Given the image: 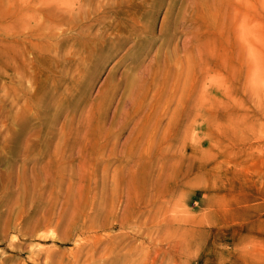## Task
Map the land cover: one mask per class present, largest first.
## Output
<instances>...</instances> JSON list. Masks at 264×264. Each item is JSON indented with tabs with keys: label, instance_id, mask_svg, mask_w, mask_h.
Here are the masks:
<instances>
[{
	"label": "rangeland",
	"instance_id": "rangeland-1",
	"mask_svg": "<svg viewBox=\"0 0 264 264\" xmlns=\"http://www.w3.org/2000/svg\"><path fill=\"white\" fill-rule=\"evenodd\" d=\"M0 22V264H264V0H0Z\"/></svg>",
	"mask_w": 264,
	"mask_h": 264
},
{
	"label": "bare ground",
	"instance_id": "bare-ground-1",
	"mask_svg": "<svg viewBox=\"0 0 264 264\" xmlns=\"http://www.w3.org/2000/svg\"><path fill=\"white\" fill-rule=\"evenodd\" d=\"M186 7H189V6H186ZM187 11H188V9H187ZM1 18L4 19L3 17H1ZM190 20H191V18H190ZM3 22H0V23H3ZM180 54L181 53H179V55ZM188 55H186L185 58H181L179 56L178 59L176 60L177 65H175L176 64L175 63L174 66L171 63V60H169L167 58L166 59V65L164 67V78L167 80L171 79L170 86H171L172 91H170V97H169V104L170 105L169 106L171 107V106L176 105L175 110H172V118L173 119L171 118V122H170V125L172 126V128H169L166 133L169 135H173V136L177 135V137H180L181 134L187 135L185 133H187V131L189 129L190 130L194 129V127H193L194 126L193 125L194 124L193 116H195L197 113V106H196L195 98H194L195 97V88H194L195 82H193L194 78L192 77V73L189 72L190 69H191V71H193V69H194V66H193L194 60L191 59V57ZM182 57H184V56H182ZM160 72L161 71L155 69L153 72V77H154V75H157ZM127 88H129V87H127ZM140 107H141V105H140ZM181 111H183L186 115V120H184V122H185V124H184L185 128L184 129L185 130L184 131L180 130L182 132L178 133L177 131H175V129H173V127H175V125H177L178 119L181 118V116H180L182 114ZM199 116H201V115L199 114ZM196 117H197V115H196ZM191 128H193V129H191Z\"/></svg>",
	"mask_w": 264,
	"mask_h": 264
}]
</instances>
